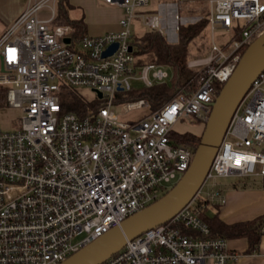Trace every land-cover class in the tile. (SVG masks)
I'll use <instances>...</instances> for the list:
<instances>
[{"label":"built area","instance_id":"1","mask_svg":"<svg viewBox=\"0 0 264 264\" xmlns=\"http://www.w3.org/2000/svg\"><path fill=\"white\" fill-rule=\"evenodd\" d=\"M58 1L28 0L0 37L6 69L0 71V86L8 107L23 112L20 130L0 129V264H60L158 201L195 154L173 142V126L185 118L207 121L218 96L215 82L226 83L242 49L264 34V0H207L210 50L188 61L200 73L198 89L126 122L112 109L119 94L137 90L136 82L152 88L169 79L162 65L138 64L132 46L137 11L152 0H103L122 9V30L76 38L71 25L54 24ZM139 17L147 30L167 36L159 15ZM183 19L175 14V31ZM218 29L230 34L225 42H216ZM113 44L114 52L104 57ZM65 86L100 91L104 104L83 118L64 113ZM121 103L125 113L149 109L145 99ZM231 119L202 188L230 176L261 177L264 183V72ZM202 188L173 219L129 241L102 264L237 261L242 254L229 248L228 239L213 237L201 218L207 205H223L225 197L214 189L205 199ZM77 236L83 238L76 242Z\"/></svg>","mask_w":264,"mask_h":264},{"label":"trees","instance_id":"2","mask_svg":"<svg viewBox=\"0 0 264 264\" xmlns=\"http://www.w3.org/2000/svg\"><path fill=\"white\" fill-rule=\"evenodd\" d=\"M65 1L67 0H60L58 15L54 20V24L71 25L74 33H72L73 38L86 35L87 26L84 19H71L68 16L66 4H64ZM207 15L208 10L196 23L181 24L177 43L170 42L156 29L147 30L138 35L133 33L132 46L138 59V64L155 63L166 67L169 66L173 70V79L169 83L157 84L152 88H140L128 92L126 95L120 93L117 103L137 102L140 99H145L149 103L150 111L147 114L149 115L180 93L193 94L198 89L200 73L198 70L189 68L187 62L192 57H204L209 53V45L198 42V39L206 38L209 25ZM247 48L248 46L242 49L241 56ZM194 50L196 51L195 53ZM224 85L225 83L215 82L214 86L218 94ZM6 94L7 91L0 86L1 105H5V103L8 105ZM60 96L64 113L73 112L80 118L96 113L98 108L104 104V101L98 97L93 102L82 100L79 95L74 93L72 88L66 86L62 88ZM170 136L176 145H186L194 152L197 151L202 139L200 135L197 136L189 132L178 135L173 130ZM169 191H165L161 197L165 196ZM215 207L219 208L218 204L207 205L201 215V218L211 226L212 236H219L228 240L247 238L249 240V252L257 250L264 235V217L260 216L249 221L229 225L220 219L218 210L215 213H210L211 208L214 209Z\"/></svg>","mask_w":264,"mask_h":264},{"label":"water","instance_id":"3","mask_svg":"<svg viewBox=\"0 0 264 264\" xmlns=\"http://www.w3.org/2000/svg\"><path fill=\"white\" fill-rule=\"evenodd\" d=\"M65 42L70 43L71 38L66 37ZM116 47L117 44L111 45L104 52V57L110 56ZM239 61L212 104L200 145L190 168L180 180L158 201L131 215L60 264H102L116 255L129 241L173 219L198 195L226 135L231 117L256 78L264 72V34L248 46ZM0 71H6L3 56H0ZM93 92L103 98L100 91Z\"/></svg>","mask_w":264,"mask_h":264},{"label":"crops","instance_id":"4","mask_svg":"<svg viewBox=\"0 0 264 264\" xmlns=\"http://www.w3.org/2000/svg\"><path fill=\"white\" fill-rule=\"evenodd\" d=\"M68 1L74 7V11H77L79 9L80 12L77 16H68L71 19L75 20H80L81 18L84 19V22L87 26L86 35L91 37L103 36L105 34H108L109 32H119L122 30V27L119 22L123 13L121 8L110 5H102V7H98L97 2L99 1L104 3L103 0ZM172 1L174 2V0ZM59 3L60 0L58 1L56 7H58ZM27 4L28 0H0V37L5 34L11 24L23 12L22 10L26 7ZM174 5H176L175 2L173 3V6ZM98 23H100V25L105 24L102 26H108L99 33L92 32L91 34L90 29ZM176 35L178 41V34ZM167 36L164 37L168 39ZM171 42L177 43L174 41ZM197 58L200 57L197 56ZM197 58L192 57L188 61ZM169 68L171 69V67ZM234 178L235 179L230 181V183L225 182L224 184H218V189L223 193V196L225 197V204H219V208L215 207L212 213H215L218 210L220 214V219L229 225L249 221L260 216L264 217V183L262 178L251 177L253 178L252 180H243L242 178L237 176ZM228 242L229 248L231 250L233 249L234 251L242 254V256L237 261H234L229 264H264V235L262 237L259 247L254 252H249V240L247 238L232 239Z\"/></svg>","mask_w":264,"mask_h":264},{"label":"rangeland","instance_id":"5","mask_svg":"<svg viewBox=\"0 0 264 264\" xmlns=\"http://www.w3.org/2000/svg\"><path fill=\"white\" fill-rule=\"evenodd\" d=\"M207 0H192L191 2H187L184 4H181V6H173L172 0H152L150 5L145 6L144 8H141L140 10L137 11L138 17L134 20V23L132 25V30L133 33L138 35L141 34L147 29L143 25V22L141 21V18L139 17L140 15H152V14H157L160 16L162 23V28L165 30L167 38L171 41L178 42L177 41V35L178 32L175 31V25L177 24L176 20H174V15L178 13L180 16L184 17L183 23L188 25V24H193L196 23L206 12H207V5H206ZM66 4V9L68 10V15L70 17L77 16L80 12L79 9L77 11H74V7L69 3V1H65ZM98 7H102V5H106L102 2H97ZM57 11H59L58 7H56ZM178 10V12H177ZM200 17V18H199ZM182 22V21H181ZM181 23V24H183ZM105 24H95L90 29V32H100L103 31L108 25L102 26ZM170 27V28H169ZM216 42H225V40L230 36L229 33L223 30H216ZM179 35V34H178ZM211 33L208 31L206 33V38L204 39H198L199 43H204L206 45H209L208 37H210ZM196 51L194 50V53ZM197 58V57H196ZM165 71L168 73V78L166 80L167 83H169L173 78V70L168 67H164ZM135 89H140L143 88L142 83L136 82L134 85ZM2 89H5L2 87ZM74 93L79 95L80 99H85L88 102H93L97 99V95L92 91V89L88 87H82V88H72ZM4 98V96H3ZM114 111L116 114L119 116V118L122 121H137L140 120L142 117L147 115L149 113L148 108H141V110H134L125 113V108H123V103H117L113 106ZM23 116V112H21L20 109L13 108V107H8V105H1L0 104V129L3 131H13V130H20L21 129V119ZM206 126V121L204 120H194V119H184V120H179L178 123H176L173 126V131L178 134V135H183L186 132L192 133L197 136H202L201 134L203 133L204 129ZM182 176L178 178V180L172 184V186L169 188V190L172 189V187L180 180ZM236 177V176H234ZM230 176L228 178H219L216 180H209L208 183L205 184V186L202 188V197L203 198H208V194L210 193L211 190L218 189V184H224L225 182L230 183V181L234 180L235 178ZM244 179H253L251 177H244ZM214 210L211 208L210 213H212ZM83 236H77L74 238V240L77 242L80 239H82Z\"/></svg>","mask_w":264,"mask_h":264},{"label":"bare ground","instance_id":"6","mask_svg":"<svg viewBox=\"0 0 264 264\" xmlns=\"http://www.w3.org/2000/svg\"><path fill=\"white\" fill-rule=\"evenodd\" d=\"M75 31V30H74ZM74 34V33H73Z\"/></svg>","mask_w":264,"mask_h":264}]
</instances>
